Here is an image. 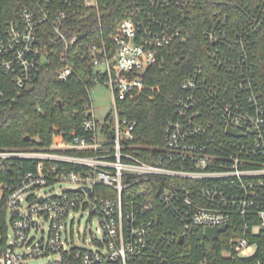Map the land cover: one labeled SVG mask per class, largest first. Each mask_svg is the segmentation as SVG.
<instances>
[{
    "label": "built area",
    "instance_id": "obj_1",
    "mask_svg": "<svg viewBox=\"0 0 264 264\" xmlns=\"http://www.w3.org/2000/svg\"><path fill=\"white\" fill-rule=\"evenodd\" d=\"M104 6L21 0L8 12L0 0V76L30 87L57 45L76 41L67 37L72 19ZM198 11L202 62L179 82L163 146L142 159L136 122L120 104L165 63L166 48L191 38L187 21ZM124 13L89 47L93 86L110 89L113 117L97 119L90 88L78 128L54 133L44 148H0V264H181L198 228L199 246L228 235L217 257L194 264H264V0H127ZM60 62L55 78L66 81L73 68L64 53ZM60 182L75 187L42 193ZM84 210L101 235L90 246L72 239L73 215ZM222 226L210 246L205 228Z\"/></svg>",
    "mask_w": 264,
    "mask_h": 264
},
{
    "label": "trees",
    "instance_id": "obj_2",
    "mask_svg": "<svg viewBox=\"0 0 264 264\" xmlns=\"http://www.w3.org/2000/svg\"><path fill=\"white\" fill-rule=\"evenodd\" d=\"M229 1L252 4L256 0ZM2 3L9 12L18 8L21 0H2ZM126 3L127 0H105L100 16L89 13L73 18L67 37L75 35L76 41L68 48L58 44L30 87L18 90L7 77L0 76V148H44L49 146L54 133H66L79 127L87 90L93 87L89 47L101 38L107 40L116 24L127 17ZM205 19L202 11L193 15L187 21L191 38L185 42L175 41L166 48L170 52L165 63L151 66L143 76L144 88L135 90L120 104L121 116L136 122L135 153L142 159H148L146 152L154 156L163 146V128L174 107L179 82L192 66L202 62L198 52L204 47ZM63 53L73 74L66 81H58L55 77L62 65L60 55ZM25 136L29 137L28 141L24 140ZM226 235L219 236L214 248L206 243L199 246L203 235L198 228L185 239L188 253L181 264H194L204 256L217 257Z\"/></svg>",
    "mask_w": 264,
    "mask_h": 264
},
{
    "label": "rangeland",
    "instance_id": "obj_3",
    "mask_svg": "<svg viewBox=\"0 0 264 264\" xmlns=\"http://www.w3.org/2000/svg\"><path fill=\"white\" fill-rule=\"evenodd\" d=\"M91 98L93 101V106L95 109L96 117L99 121H102L106 116L110 115L113 117V105H112V93L110 89L104 84H96L90 90ZM75 184L70 182H60L53 186L52 189H46L42 191L43 194L47 196L58 193L62 190H67L74 188ZM74 225L72 232V239L74 244H83L90 246V239L94 236L99 238L101 235L97 232L98 221L96 218L89 215L88 210L78 211L73 215ZM40 228L46 231L47 223L43 221L40 223ZM41 231H37L36 238L41 237ZM85 242V244H84ZM43 262L40 260H31L28 264H41Z\"/></svg>",
    "mask_w": 264,
    "mask_h": 264
},
{
    "label": "water",
    "instance_id": "obj_4",
    "mask_svg": "<svg viewBox=\"0 0 264 264\" xmlns=\"http://www.w3.org/2000/svg\"><path fill=\"white\" fill-rule=\"evenodd\" d=\"M138 75H141V72H137ZM233 133V132H231ZM29 137L25 136L24 140L28 141ZM226 229V226H222V227H207L205 228L204 231V237L207 240V242L209 243L210 246H214V241L217 238V234L220 232H224ZM179 241H182V238H179Z\"/></svg>",
    "mask_w": 264,
    "mask_h": 264
}]
</instances>
